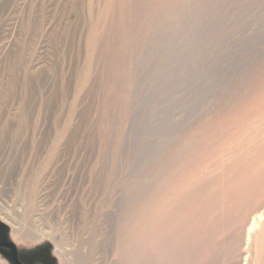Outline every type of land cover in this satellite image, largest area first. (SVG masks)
Instances as JSON below:
<instances>
[{
	"label": "rangeland",
	"instance_id": "1",
	"mask_svg": "<svg viewBox=\"0 0 264 264\" xmlns=\"http://www.w3.org/2000/svg\"><path fill=\"white\" fill-rule=\"evenodd\" d=\"M158 1H115L112 19L124 20L119 29L126 34L116 48L103 31L105 0H0V222L21 251L45 250L67 264L43 230H75L84 209L99 234L115 238L120 207H126L123 187L132 179L147 183L148 201H138L135 213L148 221L161 219L170 200L189 193L197 224L185 240L186 257L199 264L259 258V250L245 244L258 206L241 199L230 213L237 204L227 187L235 174L236 182L250 178L258 183L253 197L262 200L264 0H167L166 9ZM31 185L36 224L17 239L11 223L21 225ZM111 197L119 208L111 207ZM238 212L246 224L240 225ZM0 264L9 263L0 255Z\"/></svg>",
	"mask_w": 264,
	"mask_h": 264
},
{
	"label": "bare ground",
	"instance_id": "2",
	"mask_svg": "<svg viewBox=\"0 0 264 264\" xmlns=\"http://www.w3.org/2000/svg\"><path fill=\"white\" fill-rule=\"evenodd\" d=\"M116 0H105V9H104V14H101L103 15V17H108V25L105 26L106 28L103 29L104 32L107 33V37L106 39V42L111 45L113 42H115V40L119 39L118 37L122 35V33L124 32V30L121 31L120 28V25L124 24V20L122 21H119V20H116V19H112V13H114L118 6H117V3L115 2ZM124 1V0H123ZM155 1V0H154ZM160 1V5H161V8L164 7V5L166 4L167 0H159ZM158 1V2H159ZM119 2V0H118ZM123 6L122 8H126L125 10H128V6L126 3H121ZM173 4V3H172ZM120 7V6H119ZM167 7V5H166ZM121 8V7H120ZM147 8V7H146ZM165 8V7H164ZM149 9V8H148ZM159 9V8H158ZM166 9V8H165ZM150 11L153 10V8H150L149 9ZM147 10V11H149ZM163 9H161L162 11ZM155 11V10H154ZM122 12V11H121ZM127 12V11H126ZM153 12V11H152ZM157 14L159 13L158 11H156ZM125 13V11L123 12ZM150 13V12H149ZM126 14V13H125ZM111 16V17H110ZM116 16V15H115ZM155 16V15H154ZM102 17V16H101ZM124 17V16H123ZM107 24V23H106ZM121 25V26H122ZM133 25V24H132ZM118 26V29L120 31H118L117 29H115L116 27ZM128 28V26H126ZM90 38H89V35H88V41H92L93 40V35L94 33L93 32H90ZM103 33V32H102ZM105 34V33H104ZM125 33H123L124 35ZM126 35V34H125ZM127 37V36H126ZM124 36V39L126 38ZM102 38V37H101ZM104 38V36H103ZM122 38V37H121ZM95 39V37H94ZM105 40V39H104ZM99 41V40H98ZM103 41V39H102ZM101 41V42H102ZM118 41V40H117ZM124 41V40H123ZM96 42V41H95ZM125 42V41H124ZM116 43V46H117V42ZM119 43V42H118ZM90 44V43H88ZM98 44V43H97ZM96 44V45H97ZM101 44V43H100ZM99 44V45H100ZM106 44V43H104ZM107 44V45H108ZM114 44V43H113ZM124 44V43H123ZM103 45V44H101ZM90 46V45H88ZM92 46V45H91ZM95 46V45H94ZM120 46V45H118ZM118 46L116 48H118ZM106 47V45H105ZM104 47V48H105ZM110 47V46H109ZM109 47H106L109 49ZM111 47H114V46H111ZM102 48V47H101ZM90 49V48H89ZM111 49V48H110ZM115 49V48H114ZM120 49V48H119ZM117 50V49H115ZM126 50V49H125ZM111 51H113V49H111ZM110 52V51H109ZM115 52V51H113ZM118 52V50H117ZM91 53V52H90ZM119 53V52H118ZM93 54V53H92ZM91 54V55H92ZM122 55V54H121ZM113 61V60H112ZM120 62L122 60H119ZM117 63V61H116ZM121 64V63H120ZM122 66V65H121ZM120 68H118L119 70ZM117 71V70H116ZM85 76V80H86V76L87 74L84 75ZM115 76V75H114ZM88 78V77H87ZM83 79V80H84ZM81 81V80H80ZM84 83V82H83ZM261 85V84H260ZM256 88V87H255ZM258 90V89H257ZM256 91V90H255ZM107 92V91H106ZM112 92H110L111 94ZM114 94V93H113ZM112 96V95H111ZM119 96V95H118ZM121 96V95H120ZM106 97V96H105ZM116 97V96H115ZM111 99V98H110ZM105 101V100H104ZM244 107V106H243ZM104 111V110H103ZM260 112V111H259ZM247 113V112H246ZM232 115V114H231ZM254 115V114H253ZM241 116V115H240ZM253 125V123H252ZM261 125V124H260ZM241 126V125H240ZM247 127V126H246ZM252 127V126H251ZM254 129V128H253ZM239 130V129H238ZM246 130V129H245ZM248 130V129H247ZM252 130V129H250ZM220 133V132H219ZM62 134V132H61ZM61 134H58L61 136ZM200 135V134H199ZM210 135V134H209ZM58 137V136H57ZM192 137V136H191ZM243 137V136H242ZM196 139V138H195ZM263 139V138H262ZM197 140V139H196ZM196 140H194V142H191L195 145H196ZM253 140V139H252ZM189 142V140H188ZM200 143V142H198ZM241 143V142H240ZM255 143V142H254ZM262 143V142H261ZM188 144V143H187ZM190 144V143H189ZM194 145V146H195ZM216 146V145H215ZM237 146V145H236ZM242 146V145H241ZM240 145L238 147H241ZM188 147V146H187ZM192 148V147H190ZM236 149V148H235ZM234 149V150H235ZM242 149V147H241ZM239 149V150H241ZM245 149V147H244ZM180 151V150H179ZM231 151V150H230ZM229 151V152H230ZM243 151V150H242ZM219 152V151H218ZM233 152V151H232ZM237 152V151H236ZM236 152H233V153H236ZM246 152V151H244ZM247 155V153H244ZM241 154V153H240ZM256 154V153H255ZM241 155V156H242ZM244 155L243 158L246 156ZM258 155V154H257ZM218 156H220V154H218ZM239 156V155H237ZM241 156H239V159L242 158ZM221 157V156H220ZM251 157V156H250ZM219 158V157H218ZM261 159V158H260ZM264 159V158H263ZM213 160V159H211ZM210 160V161H211ZM214 161V160H213ZM227 161V160H226ZM239 161V160H238ZM234 162V161H233ZM246 162V161H245ZM244 162V163H245ZM253 162V161H252ZM251 162V163H252ZM262 162V160H261ZM214 163V162H213ZM251 163L250 165L248 166H251ZM203 164V163H202ZM236 164V163H235ZM255 164V163H254ZM197 165V164H196ZM204 165V164H203ZM239 166H242V165H239ZM246 166V165H245ZM256 166V165H255ZM259 166V165H257ZM256 166V167H257ZM197 167V166H196ZM203 168L206 167V166H202ZM207 167H209L207 165ZM206 167V169H207ZM211 167V166H210ZM209 167V168H210ZM169 168V167H168ZM208 168V169H209ZM230 168V167H229ZM228 168V169H229ZM246 168V167H245ZM174 169V167H173ZM198 169H202V168H198ZM234 169V168H232ZM195 171V169H193ZM251 170V169H250ZM259 170V169H258ZM193 171V172H194ZM200 171V170H199ZM206 171V170H204ZM241 171V169H240ZM244 171V170H243ZM247 171V170H246ZM263 171V170H262ZM190 172V171H189ZM231 172V171H230ZM248 172V171H247ZM250 172V171H249ZM256 172V171H255ZM258 172V171H257ZM182 174V173H181ZM257 174V173H256ZM260 174V173H258ZM257 174V175H258ZM237 174H235V177H236ZM253 175V174H252ZM255 175V174H254ZM176 176V175H175ZM234 176V174H233ZM256 176V175H255ZM260 176V175H259ZM262 176V175H261ZM222 177V176H221ZM230 177V176H229ZM232 177V176H231ZM234 177V178H235ZM250 177V176H248ZM218 178V177H217ZM231 178L230 179V184H231V187H227V191L229 193V195H231V204H237L236 206L234 207H231L229 209V211H233L239 204L240 202H244L247 200H250L252 199V202L251 200L248 202V203H251L253 206H258V210L254 209V211L256 210L255 213V216L252 217L251 221H250V225L248 224V228H246V237H245V244L246 245H252V250L256 251V248H257V251L259 250V258H251L250 257V262L248 260L249 263H243V264H264V250L262 248H264V224L262 225V229L261 231L258 233V235L255 237L252 238L251 236V231L256 227V225L260 224L259 222L264 218V190L261 189V191L263 193H261L260 197H262L260 200L261 202H257L256 201V196H259L257 195L255 192L257 190V186L255 187L253 183L250 182V178L248 179L249 182L247 181L246 183V180L245 181H237L236 182V178ZM239 178V177H238ZM244 178V177H243ZM254 178V177H253ZM256 178V177H255ZM259 178V177H258ZM246 179V178H244ZM251 179H252V176H251ZM261 179V178H260ZM97 180V179H96ZM220 180V179H218ZM235 180V181H234ZM253 180V179H252ZM255 180V179H254ZM224 181V180H223ZM227 181V180H226ZM261 181V180H260ZM259 181V182H260ZM97 182V181H96ZM128 182V181H127ZM262 182V181H261ZM260 182V183H261ZM115 183V182H114ZM125 183V182H124ZM198 183V182H197ZM227 183V182H226ZM225 183V184H226ZM31 184V183H29ZM34 184V183H32ZM203 184V183H202ZM258 184V183H257ZM255 184V185H257ZM262 184V183H261ZM201 185V184H200ZM220 185V184H219ZM125 187H123L125 189V193L124 195L122 196L124 198V202H126V207H123L121 208L120 207V210L119 211H124L123 214L121 213L120 215V222L118 224V228L116 229V234H115V238L114 237H110V235H106V233H103V232H100L99 234V228L96 226V224L94 222H90V217H88V213L86 212V210H82L83 212H81L78 216H77V221L76 223L73 225H75V230H71V231H67L66 233L64 231H60V230H54V229H50V228H46L47 230H43L45 231L49 238H51V240L53 242H55V245L56 247L58 248V253H59V256L61 257V259H63V261H65L67 264H71L70 260L67 258V256L71 257L72 258V261H74L75 264H93L94 263V259L92 258H95L97 255L99 256L97 261L95 262H98L96 264H199V263H202L201 261L197 262V260L191 258V256L193 255H190V257H186L185 256V247H184V243H187L185 242V240L188 238L189 236V232L194 229L195 230V225L197 224V211H195V209H193V205H192V201L190 199V195L189 193L188 194H179L178 196L174 197L172 200H170L167 205V208L164 210L163 213H161V219L157 218V219H153L151 221H148V219L146 217H144L143 213L147 212H143L144 210H142V208H140L142 211V217H138L135 213V206L136 204L138 205V201H143L144 203H146V201H148V186H147V183H144V182H132V179H131V182H128L126 185H124ZM264 186V185H263ZM165 187V186H164ZM198 187V186H196ZM113 188V187H112ZM201 188V187H200ZM256 188V189H255ZM259 188V186H258ZM177 189V188H176ZM225 189V188H224ZM115 190V189H114ZM122 190V189H120ZM260 190V189H259ZM124 191V190H123ZM156 191V190H155ZM199 191V190H197ZM218 191V190H217ZM226 191V190H225ZM161 192V191H160ZM224 193V191H223ZM169 194V193H168ZM215 194V193H214ZM222 194V193H221ZM226 194V193H225ZM253 197V195H255ZM27 199L28 201L25 200V202L27 203L28 202V208L25 210L24 212V216L21 215L23 218H22V221H21V225L20 224H13V234L14 236L17 238V239H21L23 236V230L24 229H32L34 228V225L36 224L34 221H33V217H32V214L34 213L35 211V204H34V199L36 198L35 197V186L31 185V186H28V190H27ZM166 195V193H165ZM228 195V196H229ZM169 196V195H168ZM167 196V197H168ZM249 196V197H248ZM24 197V196H23ZM110 197V196H109ZM172 197V195H171ZM221 197V196H220ZM26 198V197H25ZM193 198V196L191 197ZM215 198V197H213ZM223 198V197H222ZM221 198V199H222ZM245 198V200H244ZM240 199V200H239ZM242 199V201H241ZM226 200V199H225ZM194 201V200H193ZM215 201V200H214ZM142 202V203H143ZM220 203L223 204V201H219ZM119 203V202H118ZM141 203V204H142ZM148 203V202H147ZM218 203V202H217ZM246 203V204H248ZM39 204V203H38ZM250 204V205H251ZM256 204V205H255ZM27 205V204H26ZM25 205V206H26ZM110 205L111 207H113L114 205L116 206V201L114 200V198H110ZM121 205V203H120ZM140 205V204H139ZM138 205V206H139ZM198 205V204H197ZM210 205V204H209ZM243 205V204H242ZM249 205V206H250ZM148 206V205H147ZM211 206V205H210ZM221 206V205H220ZM226 206V205H225ZM241 206V205H240ZM239 206V207H240ZM247 208H248V205H246ZM262 208L260 209L259 208ZM81 207V206H80ZM83 207V206H82ZM117 207L119 208V205H117ZM202 207H205L202 205ZM238 207V208H239ZM243 207V206H242ZM25 208V207H24ZM37 208V207H36ZM147 208V207H146ZM145 208V209H146ZM151 208V207H150ZM207 208V207H205ZM224 208V207H223ZM246 208V207H245ZM252 208V207H251ZM251 208L249 207L250 211H251ZM39 209V207H38ZM37 209V211H39ZM217 209V208H216ZM222 209V208H221ZM220 209V210H221ZM240 209H242L240 207ZM24 210V209H23ZM153 210V209H152ZM158 210V209H157ZM208 210V209H207ZM247 210V209H246ZM118 211V213H119ZM219 211V209H218ZM217 211V212H218ZM226 210L224 209V212ZM230 212V213H233V212ZM249 210H247L248 212ZM94 212V211H93ZM201 212V211H200ZM223 211L221 210V213ZM245 212V211H244ZM75 213V212H74ZM79 213V212H78ZM91 213V212H90ZM204 213V212H203ZM202 213V214H203ZM226 214L228 212H225ZM235 213V216L237 215V212H234ZM239 213V212H238ZM6 214H8L6 212ZM23 214V213H22ZM35 214V213H34ZM138 214V213H137ZM182 215L181 219H178L176 215ZM225 214V215H226ZM244 214V213H243ZM250 214V213H249ZM95 215V214H94ZM200 215V214H198ZM215 215V213H214ZM246 215V214H245ZM8 216V215H6ZM14 216V214H13ZM37 216V215H36ZM72 216L75 218L74 214H72ZM141 216V215H139ZM160 216V215H159ZM232 216V214H231ZM40 219L38 218L37 220H39L41 223L44 222V215H43V219H41V215H39ZM99 217V216H98ZM154 217V216H153ZM201 217V215H200ZM199 217V218H200ZM222 217V215H221ZM1 218V217H0ZM13 218V217H12ZM18 218V217H17ZM203 218V217H202ZM215 218H217L215 216ZM226 220H228V218L224 217ZM5 219V218H4ZM93 219V218H92ZM98 219V218H97ZM95 219V220H97ZM211 219V218H210ZM232 219V218H231ZM3 220V219H2ZM203 220V219H201ZM217 220V219H216ZM237 220L238 222L241 224H246L248 218L246 219V216H242V214H238L237 216ZM215 221V219H214ZM236 221V220H235ZM5 222V221H4ZM20 222V221H19ZM205 222V221H204ZM219 222V221H218ZM222 222V221H221ZM229 222V220H228ZM234 222V221H233ZM264 222V220H263ZM262 222V223H263ZM38 223V222H37ZM97 223V222H96ZM207 222H205L206 224ZM211 223V222H209ZM224 225H225V222H223ZM230 223V222H229ZM237 223V226L238 224ZM10 224V223H9ZM100 224V223H99ZM235 224V223H234ZM234 224H230L232 225V228H235L233 227ZM198 225H200L198 223ZM211 225V224H210ZM215 225V224H214ZM223 225V224H222ZM223 225V226H224ZM226 225L228 226V224L226 223ZM41 226V225H40ZM217 226V225H216ZM220 226V225H219ZM32 227V228H31ZM225 227V226H224ZM223 227V228H224ZM241 227V226H240ZM38 229V227L35 226V229ZM213 228V227H212ZM217 228V227H216ZM228 228H230V226H228ZM238 228V227H237ZM41 229V228H40ZM67 229V228H65ZM211 229V228H209ZM220 229V228H218ZM39 230V229H38ZM38 230H34L35 232H37ZM114 230V229H113ZM198 230V229H197ZM214 230V228H213ZM25 231V230H24ZM48 231V232H47ZM215 231V230H214ZM223 231V230H222ZM44 232V234H45ZM202 232V231H201ZM205 232V231H204ZM220 232V231H219ZM218 232V233H219ZM113 233V232H112ZM198 233V232H197ZM237 232H235L234 234H236ZM245 233V232H244ZM25 234V233H24ZM23 234V235H24ZM35 234V233H34ZM212 234V233H211ZM238 234V233H237ZM32 235V234H31ZM36 235V234H35ZM34 235V236H35ZM39 235V234H37ZM36 235V236H37ZM88 237H86V236ZM200 235V234H199ZM205 235V234H203ZM55 236H57L58 238L55 239ZM201 236V235H200ZM207 236L208 233H207ZM215 236V234H214ZM217 236V234H216ZM232 236V235H231ZM240 236V235H239ZM238 236V237H239ZM244 236V235H243ZM25 237V236H24ZM27 237V236H26ZM33 237V236H32ZM205 238V236H202ZM238 237H234V238H237V241H238ZM36 238V237H35ZM34 238V239H35ZM197 237H195L196 239ZM210 238V236H209ZM232 238V239H234ZM33 239V238H32ZM95 239H99V240H95ZM207 239V238H206ZM214 239V238H213ZM95 240V241H94ZM188 240V239H187ZM225 240V239H224ZM236 240V239H234ZM240 240V239H239ZM195 241V240H193ZM201 241V240H200ZM203 241V240H202ZM210 240H208L209 242ZM191 242V241H190ZM211 242V241H210ZM216 242V241H214ZM220 242V241H218ZM200 243V242H199ZM213 243V242H212ZM222 243V241L220 242ZM226 243V242H225ZM237 243V242H236ZM190 244V243H188ZM196 244V243H195ZM209 244V243H208ZM217 244V243H215ZM224 245V243H222ZM234 244V243H233ZM187 245V244H186ZM194 245V244H193ZM199 245V244H198ZM203 245V244H202ZM206 245V244H205ZM244 245V244H243ZM245 245V246H246ZM188 246V245H187ZM201 246V245H200ZM204 246V245H203ZM212 246V245H211ZM222 246V245H221ZM220 246V247H221ZM234 246V245H233ZM190 247V246H189ZM196 247V246H195ZM205 247V246H204ZM209 247V246H208ZM216 247V246H215ZM218 247V246H217ZM216 247V249H217ZM228 247V246H227ZM261 247V248H260ZM213 248V247H212ZM230 248V247H229ZM228 248V249H229ZM233 248V247H232ZM235 248V247H234ZM195 249V248H194ZM205 249V248H204ZM215 249V250H216ZM223 251L220 249V252H224V248H222ZM207 250V249H206ZM192 251V250H191ZM195 252V250H193ZM201 251V249H200ZM203 251V250H202ZM217 251V250H216ZM215 251V252H216ZM228 251V250H226ZM234 251V250H233ZM219 252V251H217ZM190 253V252H189ZM210 253V252H209ZM227 253V252H226ZM95 254V255H93ZM217 253H215L216 255ZM247 254V253H246ZM187 255V253H186ZM203 255V253H202ZM206 255V254H205ZM218 255V254H217ZM220 255V253H219ZM227 255V254H226ZM225 255V256H226ZM230 255V254H229ZM255 256V254H253ZM209 256V255H208ZM214 256V255H213ZM222 256V255H221ZM224 256V255H223ZM235 256V255H234ZM220 257V256H219ZM247 257V256H246ZM107 258V259H106ZM201 258V256H200ZM199 258V259H200ZM212 258V257H211ZM224 258V257H223ZM198 259V258H197ZM209 259V258H208ZM219 259V258H218ZM245 259V258H244ZM243 259V260H244ZM206 260V258H205ZM226 260V258H225ZM228 260V259H227ZM226 260V261H227ZM207 261V260H206ZM216 261V259H215ZM222 261V260H221ZM225 261V262H226ZM246 261V260H245ZM214 262V261H213ZM212 262V264H213ZM218 262V261H217ZM224 262V261H223ZM234 262V261H233ZM209 263V262H208ZM206 263V264H208ZM211 263V262H210ZM205 264V262H204Z\"/></svg>",
	"mask_w": 264,
	"mask_h": 264
},
{
	"label": "flooded vegetation",
	"instance_id": "3",
	"mask_svg": "<svg viewBox=\"0 0 264 264\" xmlns=\"http://www.w3.org/2000/svg\"><path fill=\"white\" fill-rule=\"evenodd\" d=\"M4 233H5V229L2 226H0V238L2 235L4 236ZM6 233H7V238L15 245V248H16V263L15 264H58L56 260H54L49 255V253L45 250L35 253V254L29 253L27 251H21L18 248V246H16V244L11 240L9 229ZM0 255L3 258H5L7 263L13 264L11 260H9L10 259L9 257L12 256V252L10 249H8L7 247L1 244V240H0Z\"/></svg>",
	"mask_w": 264,
	"mask_h": 264
},
{
	"label": "water",
	"instance_id": "4",
	"mask_svg": "<svg viewBox=\"0 0 264 264\" xmlns=\"http://www.w3.org/2000/svg\"><path fill=\"white\" fill-rule=\"evenodd\" d=\"M0 226H2L5 229V233L8 231V226L3 224L2 222H0ZM5 233H4L5 237L2 235L3 237L1 236L0 238L1 244L11 250L12 256L9 257L10 258L9 260H11L13 264H15L16 263V248H15V245L7 238V233L6 235Z\"/></svg>",
	"mask_w": 264,
	"mask_h": 264
}]
</instances>
